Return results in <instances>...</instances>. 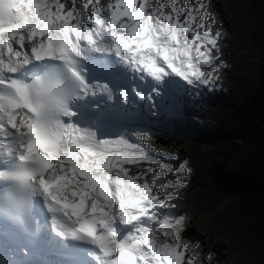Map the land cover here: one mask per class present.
Listing matches in <instances>:
<instances>
[{
  "label": "snow or ice",
  "instance_id": "1",
  "mask_svg": "<svg viewBox=\"0 0 264 264\" xmlns=\"http://www.w3.org/2000/svg\"><path fill=\"white\" fill-rule=\"evenodd\" d=\"M214 23L203 0H0V233L64 258L48 264H195L169 191L187 162L79 117L130 102L114 81L153 103L173 78L215 89Z\"/></svg>",
  "mask_w": 264,
  "mask_h": 264
},
{
  "label": "trees",
  "instance_id": "2",
  "mask_svg": "<svg viewBox=\"0 0 264 264\" xmlns=\"http://www.w3.org/2000/svg\"><path fill=\"white\" fill-rule=\"evenodd\" d=\"M203 3L221 33L222 66L218 87L186 106L197 135L183 147L190 171L185 187L169 190L171 211L195 264H264V0Z\"/></svg>",
  "mask_w": 264,
  "mask_h": 264
},
{
  "label": "rangeland",
  "instance_id": "3",
  "mask_svg": "<svg viewBox=\"0 0 264 264\" xmlns=\"http://www.w3.org/2000/svg\"><path fill=\"white\" fill-rule=\"evenodd\" d=\"M183 89L184 86L178 90V97H182L187 103H194L204 96L207 97L211 90L208 88L195 89L191 87L186 91ZM168 96L171 99L166 97L167 101H162L160 96L157 97V105L153 109L150 107L151 102L147 100L135 103L130 102L127 105L123 103L119 108L106 105L105 108L111 110L119 122L113 123V125L109 124L108 128H103V132L112 131L113 128L119 129L120 127H127L133 130H146L149 132V136L144 143H147L152 149L160 153L171 154L173 157H177L178 160L172 161V163L178 166L180 162H183L181 160L183 147L189 143L193 133L179 120V117L184 115L182 104L174 97L172 91H169ZM139 119H141V124L139 123ZM104 138H112V136ZM143 166L146 167L147 165Z\"/></svg>",
  "mask_w": 264,
  "mask_h": 264
},
{
  "label": "bare ground",
  "instance_id": "4",
  "mask_svg": "<svg viewBox=\"0 0 264 264\" xmlns=\"http://www.w3.org/2000/svg\"><path fill=\"white\" fill-rule=\"evenodd\" d=\"M174 79V78H173ZM166 80H167V78H166ZM176 98L178 99V97L176 96ZM133 100H135V101H139V98H137V97H135L134 96V98H133ZM99 111H106V112H109L111 115H114V116H112L114 119H111L110 121H109V124L110 125H113V123H118L119 122V120L116 118V115L112 112V111H109L108 109H104V106H101V109L100 110H96L95 111V114L92 116V117H94V116H96L97 114H98V112ZM123 114V113H122ZM121 114V115H122ZM125 114V113H124ZM127 115V114H126ZM91 117V118H92ZM90 121V119L89 118H86V117H83V118H79V122L81 123V124H85V123H87V122H89ZM116 126V125H115ZM102 132H103V128H102V130H101ZM4 257V255H1L0 254V261L2 260V258Z\"/></svg>",
  "mask_w": 264,
  "mask_h": 264
}]
</instances>
